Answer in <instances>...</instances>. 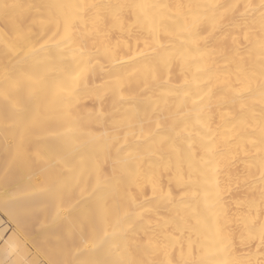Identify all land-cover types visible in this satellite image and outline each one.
<instances>
[{
	"label": "snow or ice",
	"instance_id": "6c2138e0",
	"mask_svg": "<svg viewBox=\"0 0 264 264\" xmlns=\"http://www.w3.org/2000/svg\"><path fill=\"white\" fill-rule=\"evenodd\" d=\"M0 24V264H264V0H0Z\"/></svg>",
	"mask_w": 264,
	"mask_h": 264
},
{
	"label": "bare ground",
	"instance_id": "6f19581e",
	"mask_svg": "<svg viewBox=\"0 0 264 264\" xmlns=\"http://www.w3.org/2000/svg\"><path fill=\"white\" fill-rule=\"evenodd\" d=\"M3 28L4 25L0 24V30H3ZM116 40H120L122 42V45H127L128 43H131L133 46L136 45L135 38L134 37L130 38L126 32L124 34H121L119 32L115 33L113 43H115ZM178 42L179 41H177V43ZM85 179H87V177H85ZM26 180H27L26 177H17L14 184L18 183L19 185H23L24 183H26ZM33 183L35 184L36 181H33ZM149 195H150V191H149ZM87 200L88 198L86 196H82L79 189H76L74 192H69V194L66 197V201L64 205V215L70 218L75 216L77 211L83 206H85ZM5 215L6 214H4V216ZM38 215H39V221L34 226V235L35 238L39 241L40 239H43L45 234L54 231L55 227L52 224L51 218L49 217L46 219L43 212L39 213ZM5 217L7 218L8 226L4 227L3 232H5L6 229H12L15 227L11 218L8 215H6ZM9 235H11V233Z\"/></svg>",
	"mask_w": 264,
	"mask_h": 264
},
{
	"label": "rangeland",
	"instance_id": "374dc122",
	"mask_svg": "<svg viewBox=\"0 0 264 264\" xmlns=\"http://www.w3.org/2000/svg\"><path fill=\"white\" fill-rule=\"evenodd\" d=\"M5 216H4L3 212H0V238L5 237V232H3V229L5 226H8V221H7V218ZM10 233H11V231H8L7 235H9Z\"/></svg>",
	"mask_w": 264,
	"mask_h": 264
}]
</instances>
